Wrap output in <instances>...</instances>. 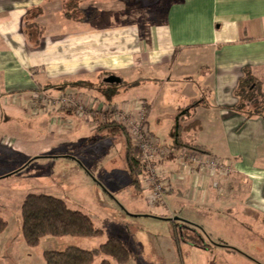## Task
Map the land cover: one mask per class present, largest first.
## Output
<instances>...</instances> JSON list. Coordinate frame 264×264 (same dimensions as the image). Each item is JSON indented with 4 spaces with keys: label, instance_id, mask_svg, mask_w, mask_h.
<instances>
[{
    "label": "crops",
    "instance_id": "1",
    "mask_svg": "<svg viewBox=\"0 0 264 264\" xmlns=\"http://www.w3.org/2000/svg\"><path fill=\"white\" fill-rule=\"evenodd\" d=\"M69 2L0 0V149L25 161L52 154L70 138L89 139L100 131L108 138L118 135L72 110L47 108L33 115L31 95L49 85L79 82L86 88L43 90L79 95L91 107L120 106L131 114L143 107L153 137L174 148L177 142L201 147L225 163L235 181L233 193L220 195L197 170L184 175L176 161L161 162L156 169L168 192L164 207L150 209L151 214L171 213L180 225L203 231L216 248L210 264H248L244 254L236 258L239 253L231 250L240 237L218 241L207 228L223 221L241 235L242 245L252 239L264 245V0ZM92 11L96 20L89 18ZM109 76L122 84L101 87ZM245 77L253 80L252 101L258 111L263 107L261 115L246 118L245 112L254 109L249 101L243 111L237 108L235 89ZM125 137L126 143L121 138L116 143L120 154L124 151L127 171ZM98 146L85 150L110 153ZM107 159L103 155L101 162L114 161ZM81 163L85 168L86 162ZM126 171H116L109 182L115 187L103 189L117 195L130 215H142V185H134ZM121 182L126 195L119 190ZM170 224L173 229L177 223ZM167 238L175 245L171 235Z\"/></svg>",
    "mask_w": 264,
    "mask_h": 264
},
{
    "label": "rangeland",
    "instance_id": "2",
    "mask_svg": "<svg viewBox=\"0 0 264 264\" xmlns=\"http://www.w3.org/2000/svg\"><path fill=\"white\" fill-rule=\"evenodd\" d=\"M93 12L87 14H91L89 18L96 20L97 15ZM92 23L93 21L89 19V24ZM104 86L102 83V87ZM105 87L116 89L118 85ZM103 133V131H100L98 135L91 136L89 139L87 137L70 138L69 144L64 143L52 154L33 160L27 159L23 161L19 155L12 153L10 149H0V217L7 223L5 231L0 234V264H44L43 253L45 251H62L70 246L89 250L99 247L110 237H116L127 244L132 253V264H210L209 256H214L216 248L203 231L200 232L203 235L204 243L207 244V248L211 247L210 253L208 249L189 248L183 245V242L178 248L167 237H170V235L172 237V232H174L170 222L180 225V220L166 211V213L163 212L165 214H151L150 209L164 207L168 192V187L163 184L160 177L158 183H160L164 191L163 201L151 206L148 201L151 191L146 190L147 185L145 183L147 176H143L142 172L140 173L138 181L142 185V196L148 207L146 204L143 205L141 201L144 212L138 216L130 215L129 210L121 206L122 201H119L117 195H112L110 191L103 189L109 186L115 187L114 183L111 185L109 182L115 177L116 171L121 170V168L126 171L125 154L124 151H121L120 154L119 144L118 142L116 143V140L121 138L124 143L127 142L122 132H117L118 135L110 136V138ZM97 143L100 148L105 147L107 150L110 148V153L95 152L93 155L87 153L85 149ZM198 153L200 152L198 151ZM73 154L77 156V159L66 158V156H72ZM103 155L104 158H108L107 160L113 158L114 161L108 164L107 162H101ZM54 156L58 158H53ZM168 161L175 160L170 159ZM81 162H86V169L81 167ZM221 163L226 166L225 163ZM190 168L191 171L193 169L198 171V167ZM181 170L184 175H192L187 173L189 171L186 167ZM125 173L131 177L129 170ZM200 175L207 178L210 181V187L220 195L229 190L233 193L235 181L234 179L232 180V173H229L225 178L221 175L212 177L204 171ZM214 183H216V186H214ZM126 189V184L121 182L119 185L120 192L126 195ZM30 193L46 194L63 200L69 209L78 210L88 215L95 227L103 231V236L88 239L46 236L40 241L38 246L28 247L22 238L20 207L25 196ZM149 215H152L153 218H148ZM194 218L196 219V216ZM199 218L198 221L202 220L204 215L199 216ZM217 218L223 219L224 217L217 215ZM211 219L213 220L212 217ZM125 222H127L126 225L124 224ZM181 225L183 226V224ZM224 225L223 221L215 220L207 228L208 235L212 234L213 239L218 241L225 240L226 242L233 235L240 237L238 244L234 242L237 246L234 249L230 248L234 252L239 253L236 258H242L243 256L241 255L244 254L246 257L242 259L247 261L248 264H264V245L259 246L257 242H253L255 239L250 242L246 240L242 245L241 235L236 234L235 230L232 231L231 226L224 227ZM189 226L190 228L193 227V225ZM247 233L253 234L250 231ZM229 246H231V243ZM218 249L221 248L219 247ZM99 259L102 260V258H97L93 264H97Z\"/></svg>",
    "mask_w": 264,
    "mask_h": 264
},
{
    "label": "trees",
    "instance_id": "3",
    "mask_svg": "<svg viewBox=\"0 0 264 264\" xmlns=\"http://www.w3.org/2000/svg\"><path fill=\"white\" fill-rule=\"evenodd\" d=\"M71 3L70 0L69 4ZM105 86L103 88L110 89ZM253 86V80L250 77H245L239 81L235 89V96L239 98L238 110L243 111L245 106L244 102L246 101H249V104L254 108H252L253 111L245 112L247 114L246 118L252 115H261L262 113L263 107L258 111L256 102L252 101L253 98H255L253 94L256 91V88ZM81 88L86 87L79 82L66 81L59 85H49L48 87L38 90L53 89L64 93V91L68 89L73 90ZM101 126L109 129L111 133L122 132L127 135L123 128L114 123L107 122L101 124ZM176 144V149H179L180 146H184V148L206 154L199 146L180 145L179 142ZM128 146L126 162L131 177L133 178V184L136 185L141 173L139 170V155L137 150L133 148L130 143ZM20 218L22 238L28 247L38 246L40 241L46 236L54 238L73 237L86 239L103 236V231L95 227L88 215L78 210H71L63 200L46 194H27L20 207ZM6 227L7 223L0 217V234L5 231ZM173 229L172 240L177 246L183 242L192 247H199L202 249L207 247V244L203 241L201 232L188 226H180L178 224H175ZM131 257L132 253L127 244L116 237H110L99 247L90 250L70 246L62 251H45L43 253L44 264H93L97 258H102L99 264H127Z\"/></svg>",
    "mask_w": 264,
    "mask_h": 264
},
{
    "label": "built area",
    "instance_id": "4",
    "mask_svg": "<svg viewBox=\"0 0 264 264\" xmlns=\"http://www.w3.org/2000/svg\"><path fill=\"white\" fill-rule=\"evenodd\" d=\"M57 108L72 110L79 116H84L98 124L107 122L114 123L123 128L128 136L129 142L139 155V168L142 175H146V190H150L149 205H155L163 201V188L158 183L159 176L156 169L157 163L170 159L175 160L182 168L198 167V173L203 171L210 176L221 175L224 178L231 173V169L219 160L206 154L191 150H177L166 146L153 137L146 126L145 110L138 108L135 113H128L120 106L99 105L91 107L85 104L82 97L76 94H64L55 96L44 90H35L31 95V113L38 115L42 109ZM216 186V183H214Z\"/></svg>",
    "mask_w": 264,
    "mask_h": 264
},
{
    "label": "water",
    "instance_id": "5",
    "mask_svg": "<svg viewBox=\"0 0 264 264\" xmlns=\"http://www.w3.org/2000/svg\"><path fill=\"white\" fill-rule=\"evenodd\" d=\"M107 84H120L121 80L116 76H109L104 81Z\"/></svg>",
    "mask_w": 264,
    "mask_h": 264
}]
</instances>
